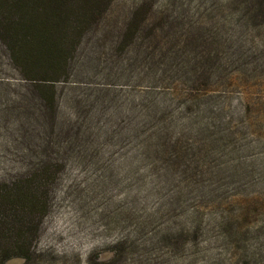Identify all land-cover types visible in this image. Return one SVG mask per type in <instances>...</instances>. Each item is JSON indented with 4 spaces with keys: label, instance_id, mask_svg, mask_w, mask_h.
<instances>
[{
    "label": "rangeland",
    "instance_id": "rangeland-1",
    "mask_svg": "<svg viewBox=\"0 0 264 264\" xmlns=\"http://www.w3.org/2000/svg\"><path fill=\"white\" fill-rule=\"evenodd\" d=\"M246 1L112 0L44 81L0 38V185L35 177L48 203L3 264H264V12Z\"/></svg>",
    "mask_w": 264,
    "mask_h": 264
},
{
    "label": "trees",
    "instance_id": "trees-1",
    "mask_svg": "<svg viewBox=\"0 0 264 264\" xmlns=\"http://www.w3.org/2000/svg\"><path fill=\"white\" fill-rule=\"evenodd\" d=\"M111 1L0 0V38L27 78H60L68 71L69 61L85 32ZM240 7L242 13L252 9L264 12V0H249ZM161 141L158 139V143ZM214 147L215 152L224 155L220 143ZM153 162L157 163V159ZM33 179L29 176L0 185V264L13 256L27 255L38 237L48 203L46 193L34 185ZM236 223L235 217L229 215L218 223L224 239H228ZM192 226L196 233L205 231L199 217ZM161 236L159 244L166 248L179 240L171 238L172 232Z\"/></svg>",
    "mask_w": 264,
    "mask_h": 264
}]
</instances>
